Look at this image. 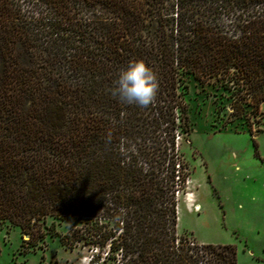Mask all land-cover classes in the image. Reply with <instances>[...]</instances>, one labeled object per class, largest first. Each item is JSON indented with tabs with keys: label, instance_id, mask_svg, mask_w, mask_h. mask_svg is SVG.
I'll return each mask as SVG.
<instances>
[{
	"label": "trees",
	"instance_id": "obj_1",
	"mask_svg": "<svg viewBox=\"0 0 264 264\" xmlns=\"http://www.w3.org/2000/svg\"><path fill=\"white\" fill-rule=\"evenodd\" d=\"M129 59L156 73L147 107L111 94ZM190 79L264 103V0H0V229L77 222L103 262L236 264L177 231Z\"/></svg>",
	"mask_w": 264,
	"mask_h": 264
},
{
	"label": "rangeland",
	"instance_id": "obj_2",
	"mask_svg": "<svg viewBox=\"0 0 264 264\" xmlns=\"http://www.w3.org/2000/svg\"><path fill=\"white\" fill-rule=\"evenodd\" d=\"M184 101L187 131L175 142L187 179L178 194L177 231L198 242L233 244L236 264H264V128L256 129L264 103L247 115L250 108L234 107L220 87L193 79ZM130 145L154 149L150 140ZM84 229L68 221L53 234L40 225L32 235L0 229V264H118L102 261Z\"/></svg>",
	"mask_w": 264,
	"mask_h": 264
},
{
	"label": "clouds",
	"instance_id": "obj_3",
	"mask_svg": "<svg viewBox=\"0 0 264 264\" xmlns=\"http://www.w3.org/2000/svg\"><path fill=\"white\" fill-rule=\"evenodd\" d=\"M158 90V79L153 69L141 59H129L119 70L111 94L121 103L149 106Z\"/></svg>",
	"mask_w": 264,
	"mask_h": 264
},
{
	"label": "bare ground",
	"instance_id": "obj_4",
	"mask_svg": "<svg viewBox=\"0 0 264 264\" xmlns=\"http://www.w3.org/2000/svg\"><path fill=\"white\" fill-rule=\"evenodd\" d=\"M192 201H193V200H192ZM197 207H198V206L196 205L195 208L198 209Z\"/></svg>",
	"mask_w": 264,
	"mask_h": 264
}]
</instances>
